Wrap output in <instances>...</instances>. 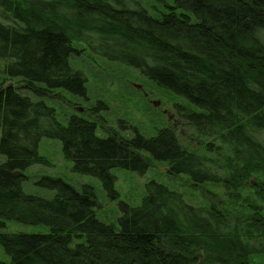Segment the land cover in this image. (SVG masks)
<instances>
[{
  "label": "trees",
  "instance_id": "16d2710c",
  "mask_svg": "<svg viewBox=\"0 0 264 264\" xmlns=\"http://www.w3.org/2000/svg\"><path fill=\"white\" fill-rule=\"evenodd\" d=\"M173 2L154 17L123 0H0V74L19 85L0 83V229L10 220L48 228L0 230L8 257L0 264H196L198 248L214 263L247 264L249 231L154 178L137 204L120 202L122 214L109 223L96 215L90 184L76 189L41 175L36 183L51 196L22 188L24 171L46 163L38 145L50 137L72 170L98 180L111 199L114 170L143 175L152 160L198 184H219L233 201L249 189L264 211V0ZM76 43L183 98L188 105L174 104L176 112L201 149L186 148L176 125L125 137L99 136L96 122L78 114L60 122L43 98L55 89L87 97L86 76L70 62ZM199 150L217 155L211 167ZM248 227L264 236L262 216Z\"/></svg>",
  "mask_w": 264,
  "mask_h": 264
},
{
  "label": "rangeland",
  "instance_id": "374dc122",
  "mask_svg": "<svg viewBox=\"0 0 264 264\" xmlns=\"http://www.w3.org/2000/svg\"><path fill=\"white\" fill-rule=\"evenodd\" d=\"M130 8L141 6L154 17H160L162 13L174 6L173 0H123ZM176 13L183 12L181 8H174ZM192 18V13L188 12ZM74 53L70 58L72 67L81 70L86 76L87 97L83 99L71 95L63 90H52L43 100L55 109L56 118L65 123L71 114H78L93 120L97 124L96 134L106 136L116 133L125 137L132 135V130L138 129L145 136L155 133L161 126H175V132L182 144L190 150L201 149V144L191 137L190 132L180 123L179 115L174 104H185L183 98H179L170 92L158 88L137 71L122 64L109 61L104 57L93 53L85 44L73 45ZM17 79H9L0 74V83L19 86ZM21 93H26L20 89ZM32 97V96H31ZM33 99H38L33 97ZM154 102L157 104L155 105ZM96 108V109H95ZM165 111V112H163ZM170 116V117H169ZM122 126V127H121ZM202 156L211 158L205 165L212 166L217 155L213 152L199 150ZM38 154L45 158V164H34L28 167L24 173L27 179L22 183L26 193L38 194L49 197L52 191L39 186L36 181L41 175L59 177L74 188L79 189L83 184L94 187L97 198L94 199L97 217L104 222H115L123 212L120 202L137 204L143 192L144 181L148 178L165 184L169 188L179 192L183 200L195 207L207 208L211 205L221 209L230 223L231 229H240L246 236V242L252 249L247 258V264H264L263 231L248 227L252 218L262 216L264 211L261 203L253 197L251 190L243 189L241 198L233 201L227 199L219 184L211 182L196 183L185 175L171 174L166 163L149 161V168L143 175L124 170H114L116 175L115 188L117 197L111 199L103 191L100 182L86 175L76 173L71 168V162L63 158L61 144L58 139L42 137L38 145ZM2 157L0 156V161ZM256 212L259 215H256ZM6 232L45 233L48 228L44 225H27L16 221H6ZM262 231V233H260ZM247 234V235H246ZM196 264H219L209 261L203 248L196 249ZM0 260L8 262V257L0 246Z\"/></svg>",
  "mask_w": 264,
  "mask_h": 264
},
{
  "label": "water",
  "instance_id": "95a60500",
  "mask_svg": "<svg viewBox=\"0 0 264 264\" xmlns=\"http://www.w3.org/2000/svg\"><path fill=\"white\" fill-rule=\"evenodd\" d=\"M154 104L156 105L157 103L156 102H154ZM163 112H165V111H163ZM170 117V116H169Z\"/></svg>",
  "mask_w": 264,
  "mask_h": 264
}]
</instances>
